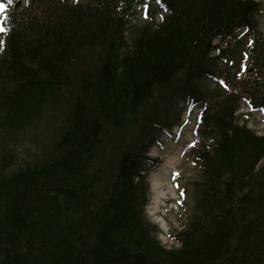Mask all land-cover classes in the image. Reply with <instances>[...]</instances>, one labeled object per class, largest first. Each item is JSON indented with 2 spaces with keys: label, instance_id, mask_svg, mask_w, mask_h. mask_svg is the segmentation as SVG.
<instances>
[{
  "label": "trees",
  "instance_id": "obj_1",
  "mask_svg": "<svg viewBox=\"0 0 264 264\" xmlns=\"http://www.w3.org/2000/svg\"><path fill=\"white\" fill-rule=\"evenodd\" d=\"M117 1L31 11L12 32L0 64V264H264V164L253 171L264 139L233 123L234 100L218 98L205 115L203 131L217 148L188 230L174 235L179 247L157 240L143 214L145 183L130 168L139 165L141 105L158 86L165 101L193 93L210 37L250 29L255 3L193 0V15L180 17L186 0H166L170 13L128 46ZM129 6L121 0L122 10ZM248 35L236 38L238 46L264 69V45L254 39L247 46ZM83 52L101 61L96 71ZM70 78L78 98L61 106ZM17 139L31 153L24 163L13 152Z\"/></svg>",
  "mask_w": 264,
  "mask_h": 264
},
{
  "label": "rangeland",
  "instance_id": "obj_2",
  "mask_svg": "<svg viewBox=\"0 0 264 264\" xmlns=\"http://www.w3.org/2000/svg\"><path fill=\"white\" fill-rule=\"evenodd\" d=\"M260 1H261V12H262V24L261 25H262V29L264 31V0H260ZM202 16L203 15L199 16L198 20L201 18L203 19ZM192 19H194V18L192 17ZM141 20H142L141 15H139L134 20V22L136 24H139L141 22ZM204 35L206 36V34H204ZM202 38H203V36H202ZM50 83L53 84L52 81H50ZM207 83L208 84H214L211 80H207ZM59 94L63 95L62 91H60ZM64 100H66V101L69 100V97L66 96L65 99H63V100L59 99L61 106H64V104L66 102ZM174 108H176L175 111L180 110V116H181L180 121H181L183 118V110L181 109V107L179 105H176ZM128 117H130V116H128ZM131 117H133V116H131ZM187 123H188V120H187ZM181 126H182V131L184 133H186L187 135H189L190 131L188 129L192 128L194 126V124L189 125V123H188L185 125V124H182V122H181ZM42 132H46V131H39L38 134L42 133ZM30 151L32 153H38V152H33L32 150H30ZM28 153L26 152V150L21 149V151L18 155V160L20 162L24 163L25 160L31 156V153L30 154H28ZM52 154H53V152H51L49 155L51 156ZM194 171H195V168H192L186 175L189 176V178H195L196 175H195ZM154 176L159 178L157 173H153V175L150 176V179L152 180ZM160 182L162 184L161 194L162 193L165 194L164 196L166 198H168V197L177 198L178 197L177 196L178 193L176 194V191L169 184L168 177H166L165 182H163V180H161V179H160ZM148 184H149V186H152L153 183L150 184V181H149ZM172 186L174 187V185H172ZM158 195H159V197H158ZM183 195L185 197V200H184V204H185L184 214H185L188 211L189 205H191L192 199H193L192 198L193 194H191L190 185H188L187 194L184 193ZM164 206H165V199L160 197V193L158 192V190L152 187V191H151V189L149 187L148 202H147V206L145 209L146 217L148 219H150L152 222H154L156 224V226H158L157 238L161 241L162 245L169 246V245H172V242H173L170 235L173 234V232L176 229H179V227L183 225V224H181V222H183V220H184V215H182V218H181L176 213L169 212L170 207H164Z\"/></svg>",
  "mask_w": 264,
  "mask_h": 264
},
{
  "label": "bare ground",
  "instance_id": "obj_3",
  "mask_svg": "<svg viewBox=\"0 0 264 264\" xmlns=\"http://www.w3.org/2000/svg\"><path fill=\"white\" fill-rule=\"evenodd\" d=\"M193 1V0H192ZM194 2V1H193ZM61 63V62H60ZM56 65H58L59 67H60V64L59 63H57ZM66 66H67V63H66ZM48 85V91H49V93H51L52 95H54L55 94V90H54V87H53V84H47ZM60 90V89H59ZM60 91H63L62 89L60 90ZM69 93H70V96H69V100H67L66 102L69 104V102H71L72 100H74V99H77L78 98V92H76V91H69ZM52 99L53 98H55V97H51ZM88 108H90V107H88ZM90 116V120H94L95 121V123H96V125L98 124V126H99V129H101L102 127V122H101V120H100V118L96 115V114H91V115H89ZM92 117H96L95 119L94 118H92ZM102 130V129H101ZM97 133H100V132H98L97 131ZM99 138V137H98ZM8 163H11V162H8ZM7 163V164H8ZM166 163H167V167H165L164 165H162V167H161V173H160V175L161 176H165V174H166V172H167V169L168 168H170L171 166V164H172V162H171V159L170 158H168L167 160H166ZM12 164V163H11ZM130 168L132 169V173L133 172H135L136 170H137V167H134L133 165H131L130 166ZM153 181L154 182H152L153 184H152V187L153 188H155V189H157L158 190V192L160 193V197H164V194L162 193L161 194V182H160V180H158V182H157V179L156 178H154L153 179ZM145 191V193H146V190H144ZM143 191V192H144ZM158 197H159V195H158ZM149 221H150V223L153 225V226H155L157 229H158V226H156V224L154 223V222H152L150 219H149ZM186 231V230H188V228H186V224L181 228V229H179V230H177V231H175V233H178V232H181V231ZM162 244V243H161ZM164 247H166V248H168V249H171V248H177V247H179L180 246V243L179 242H177V243H172V245H169V246H166V245H163Z\"/></svg>",
  "mask_w": 264,
  "mask_h": 264
},
{
  "label": "snow or ice",
  "instance_id": "obj_4",
  "mask_svg": "<svg viewBox=\"0 0 264 264\" xmlns=\"http://www.w3.org/2000/svg\"><path fill=\"white\" fill-rule=\"evenodd\" d=\"M8 3H12L14 2V0H7ZM25 2H27V0H25ZM157 3H161L162 0H156ZM7 7V4L4 3V0H0V13H3L5 11ZM148 6L145 5V8H147ZM7 29L3 28L2 25H0V31H6ZM249 43H251V41H249Z\"/></svg>",
  "mask_w": 264,
  "mask_h": 264
}]
</instances>
